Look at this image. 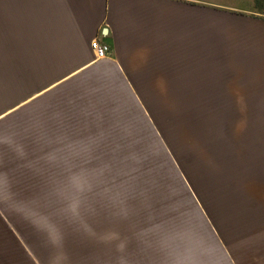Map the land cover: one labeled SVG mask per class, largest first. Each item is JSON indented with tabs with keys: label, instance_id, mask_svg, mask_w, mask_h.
Masks as SVG:
<instances>
[{
	"label": "crops",
	"instance_id": "crops-1",
	"mask_svg": "<svg viewBox=\"0 0 264 264\" xmlns=\"http://www.w3.org/2000/svg\"><path fill=\"white\" fill-rule=\"evenodd\" d=\"M191 11L177 0H0V128L18 115L41 153L131 151L138 135L122 129L138 126L160 141L154 89L207 80L206 23ZM234 65L232 101L247 108L232 112L231 142L217 146L198 192L182 175L205 221L200 239L182 241L183 254L167 244L103 264H264V43Z\"/></svg>",
	"mask_w": 264,
	"mask_h": 264
},
{
	"label": "rangeland",
	"instance_id": "rangeland-1",
	"mask_svg": "<svg viewBox=\"0 0 264 264\" xmlns=\"http://www.w3.org/2000/svg\"><path fill=\"white\" fill-rule=\"evenodd\" d=\"M177 1L206 23L198 51L207 80L154 89L160 141L138 126L122 129L138 135L131 151L41 153L18 115L0 128V264H103L167 244L183 254L182 241L200 239L205 221L183 174L198 192L217 146L231 142L232 112L247 108L233 104L232 69L263 48L264 18L250 0Z\"/></svg>",
	"mask_w": 264,
	"mask_h": 264
},
{
	"label": "built area",
	"instance_id": "built-area-1",
	"mask_svg": "<svg viewBox=\"0 0 264 264\" xmlns=\"http://www.w3.org/2000/svg\"><path fill=\"white\" fill-rule=\"evenodd\" d=\"M92 49L95 52L97 59H102L107 57L110 50L108 45L101 44L98 41L92 42Z\"/></svg>",
	"mask_w": 264,
	"mask_h": 264
},
{
	"label": "trees",
	"instance_id": "trees-1",
	"mask_svg": "<svg viewBox=\"0 0 264 264\" xmlns=\"http://www.w3.org/2000/svg\"><path fill=\"white\" fill-rule=\"evenodd\" d=\"M250 2L253 5L251 10L255 17L264 18V0H250Z\"/></svg>",
	"mask_w": 264,
	"mask_h": 264
}]
</instances>
